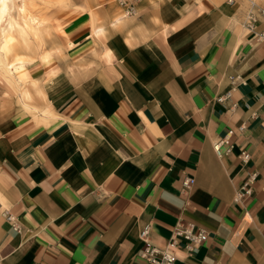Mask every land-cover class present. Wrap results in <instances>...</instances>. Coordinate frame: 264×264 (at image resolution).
Segmentation results:
<instances>
[{
    "label": "crops",
    "instance_id": "0c3cea01",
    "mask_svg": "<svg viewBox=\"0 0 264 264\" xmlns=\"http://www.w3.org/2000/svg\"><path fill=\"white\" fill-rule=\"evenodd\" d=\"M121 13L59 29L35 110L0 100V264H149L178 223L207 239L175 238V264H264V24L227 0Z\"/></svg>",
    "mask_w": 264,
    "mask_h": 264
},
{
    "label": "rangeland",
    "instance_id": "374dc122",
    "mask_svg": "<svg viewBox=\"0 0 264 264\" xmlns=\"http://www.w3.org/2000/svg\"><path fill=\"white\" fill-rule=\"evenodd\" d=\"M12 1L13 7L11 8L10 15L14 18V21L19 27L15 30L14 40H12L13 42L8 43L9 46L7 45L5 63L7 67L9 65L15 66L16 70L12 76H10L7 74V68H0V100L8 102L14 97L19 104H21L22 101L19 98L21 90H27L32 94L36 89L35 82H30V79H37L38 84L45 83V79H49L55 69H59L61 64H63L60 60L57 61L54 59L65 56V52L71 50L72 47L75 46L69 42L66 44V48L62 47L63 44L58 41L59 29L72 26L81 20L89 21V16L93 12H96L98 15L99 25L105 26L111 20L113 9L119 7L121 11H128L129 8H132V13L128 12V15L132 16L134 15L135 7H137V5L143 0L126 1L123 6L120 5V0ZM22 3L26 6L24 8L25 13H23L20 8ZM227 4H235V9L240 15L242 26L246 24L249 12L254 11V13H256L255 7H264V0H227ZM27 16H31L33 19L32 24L27 22ZM96 27V20L92 17L90 37L94 40H97L94 36V29ZM16 53L25 54L26 56L18 55ZM11 58L12 61L9 62L8 60ZM66 58H68L67 55ZM32 62H36V66L26 67L24 75L21 77V82L17 79L16 74L19 73L26 64ZM70 66L72 67L73 65ZM31 74L34 75L31 76ZM1 79H3V81ZM15 80L18 81V84L14 82Z\"/></svg>",
    "mask_w": 264,
    "mask_h": 264
},
{
    "label": "built area",
    "instance_id": "2783aa9c",
    "mask_svg": "<svg viewBox=\"0 0 264 264\" xmlns=\"http://www.w3.org/2000/svg\"><path fill=\"white\" fill-rule=\"evenodd\" d=\"M126 1L131 0H120V5H125ZM255 7V6H254ZM256 9V13L254 11L249 12L247 15V24L245 26L248 29H253L255 25L264 23V7H260ZM129 13H132V8L128 9ZM257 22V23H256ZM256 38L260 41H264V32H260L256 35ZM243 159L248 160V155L243 154ZM255 180V174L250 177V179L245 182L238 192L237 196L239 198L250 195L251 193V186L254 183ZM189 183H192L191 180H189ZM186 185V183H185ZM8 220H12L11 217H8ZM15 230L17 229L15 226L13 227ZM150 228L149 226H145L141 233L140 237L144 240L147 239L149 235ZM173 238L169 240L167 246L163 249L157 248L155 246H152L148 242L144 243L143 249L141 250V257L145 259L149 264H175L176 262V256H175V249L177 247V241L175 238H182L185 241H187L190 245H197L201 244L207 239V234L199 229L196 228L192 224H182L178 223L173 231ZM189 249H191L189 247Z\"/></svg>",
    "mask_w": 264,
    "mask_h": 264
},
{
    "label": "bare ground",
    "instance_id": "6f19581e",
    "mask_svg": "<svg viewBox=\"0 0 264 264\" xmlns=\"http://www.w3.org/2000/svg\"><path fill=\"white\" fill-rule=\"evenodd\" d=\"M12 7H13V1L12 0H0V43H1L0 44V68H4V69L7 68V74H9L10 76H12V74L15 72L16 68H15V66H10V65L8 67L6 66L5 58H6V53H7V45H8V43L13 42L12 40H14L13 38H14L15 30L19 27L17 25V23L14 21V18L10 15V12H11V8ZM25 7H26L25 4L22 3L20 8L23 11V13H25L24 12V8ZM260 7L261 6H257V8H260ZM25 11H26V9H25ZM122 12H123L122 14L118 15L113 20V23L119 25L122 22H124L125 19H127L129 17L128 11H125V10L123 11L122 10ZM246 20L248 21V19H246ZM247 21H246V24H247ZM27 22L29 24H32L33 23V19L31 18V16H27ZM262 24H264V23H262ZM262 24H259V25H262ZM256 25H258V23ZM20 29H21V27H20ZM261 33H262V31H261ZM23 34H25V33H23ZM14 82L16 84H18V81L17 80H15ZM36 94L37 95L40 94V91L36 90ZM19 98L21 99L22 104L25 107L30 108V110H35L36 109L35 107H33L31 105L33 103V98L34 97L30 94L29 91H27V90H21V92L19 94Z\"/></svg>",
    "mask_w": 264,
    "mask_h": 264
}]
</instances>
